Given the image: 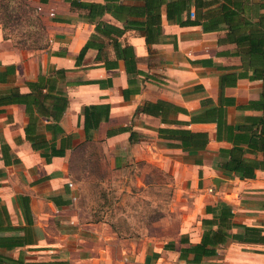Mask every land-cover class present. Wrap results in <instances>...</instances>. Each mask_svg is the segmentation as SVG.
Listing matches in <instances>:
<instances>
[{"label":"crops","instance_id":"1","mask_svg":"<svg viewBox=\"0 0 264 264\" xmlns=\"http://www.w3.org/2000/svg\"><path fill=\"white\" fill-rule=\"evenodd\" d=\"M70 1L28 0L44 26L42 48L16 44L0 26V256L20 264H264V84L243 77L226 27L209 33L180 27L166 19L164 7L158 42L147 47L134 29L119 38L133 48L142 73L128 75L109 40L95 33L98 22L119 30L124 23L110 13L89 21L88 10ZM238 2L262 5L264 14V0ZM90 40L103 43L100 60L89 49L76 63ZM54 69L67 70L59 84L67 98L60 134L46 129L56 123L33 107L44 146L33 150L20 95ZM89 106H108L109 115L86 139ZM197 134L207 140L202 149ZM84 147L102 150L111 169L127 154L156 162L182 181L191 214L180 233L152 243L120 239L102 222H83L73 176L80 157L74 154ZM51 150L63 154L51 156Z\"/></svg>","mask_w":264,"mask_h":264},{"label":"trees","instance_id":"2","mask_svg":"<svg viewBox=\"0 0 264 264\" xmlns=\"http://www.w3.org/2000/svg\"><path fill=\"white\" fill-rule=\"evenodd\" d=\"M133 2L132 5H124L119 0H106L104 4L84 3L78 0L70 1L72 7L88 10L89 21H94L96 17L102 16L104 13H110L117 21L124 23V28L119 30L116 27H107L103 22H98L95 25V33L109 40L116 60L123 61L125 72L128 75H141L142 73L136 68L133 48L127 45L122 46L119 38L126 30L134 29L142 34L147 47L158 42L161 36V9L165 7L166 19L180 27L202 26L203 31L209 33L220 29V25H224L228 40L234 42L238 47L237 56H239L241 68L244 70L243 77L250 81L260 80L264 84V14H259V10L263 8L262 5L246 6L238 0H133ZM11 3L13 1H9V4ZM10 8L12 14L10 17L8 16V20L10 18L17 20L22 27H26L25 36L32 44L37 45L45 33L37 9L32 7L28 0H21L19 3V9L22 11L20 15H16L13 7ZM0 26L4 31V37L11 39L6 34L5 23L1 20ZM94 42V40H90L82 47L76 63L84 58L89 49H96L95 60H100L104 45L102 43L96 46ZM107 63L105 62L104 66L109 67ZM66 72L67 70L54 69L52 74L48 76L39 74L36 81L27 83L30 93L20 95L25 98L23 104L29 118V123L24 130L25 136L33 150L44 148L41 135L36 129L33 107L41 116L49 118L50 115L56 124L52 125L53 131L49 126H46V129H50L51 132L55 131L56 135L60 134L57 123L66 109L67 98L61 92L59 84L63 81ZM262 97L264 99V92ZM47 101L50 102V109L47 107ZM83 115L84 132L86 139H88L90 138V131L98 129L100 122L108 120L109 107H85ZM125 131L127 130H121V132ZM113 134L108 133V136H113ZM196 136L201 141L199 147L204 148L207 143L204 135L197 134ZM129 142H132L131 135ZM51 151V156L60 157L63 154L58 151ZM224 215L225 212L222 211V219ZM200 245L192 247L190 251ZM6 260L8 259L0 256V264H6ZM8 261L11 264H20L19 261L10 259Z\"/></svg>","mask_w":264,"mask_h":264},{"label":"rangeland","instance_id":"3","mask_svg":"<svg viewBox=\"0 0 264 264\" xmlns=\"http://www.w3.org/2000/svg\"><path fill=\"white\" fill-rule=\"evenodd\" d=\"M20 2L0 0V20L5 23L6 34L28 50L44 47L43 39L37 45L32 44L25 36L26 27L17 20H8L12 14L10 7L16 15L22 13ZM74 155L80 156L76 158L73 184L83 222H102L120 239L152 243H162L180 233L191 214L190 197L180 188L182 181L176 183L156 162L136 161L127 154L123 165L120 168L116 165L115 169H111L107 156L96 147L81 148Z\"/></svg>","mask_w":264,"mask_h":264}]
</instances>
